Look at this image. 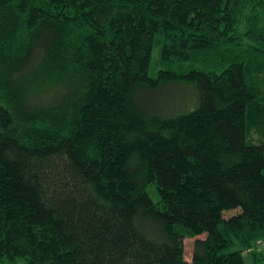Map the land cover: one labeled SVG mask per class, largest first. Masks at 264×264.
Instances as JSON below:
<instances>
[{"label":"trees","instance_id":"1","mask_svg":"<svg viewBox=\"0 0 264 264\" xmlns=\"http://www.w3.org/2000/svg\"><path fill=\"white\" fill-rule=\"evenodd\" d=\"M245 254L264 260V0H0V264Z\"/></svg>","mask_w":264,"mask_h":264},{"label":"rangeland","instance_id":"2","mask_svg":"<svg viewBox=\"0 0 264 264\" xmlns=\"http://www.w3.org/2000/svg\"><path fill=\"white\" fill-rule=\"evenodd\" d=\"M158 52H159V47L155 46V48H153V59H152V69H151V73L153 72V67H154V61L155 59L158 58ZM158 69V66H157ZM179 94L182 96H180V98L182 99L183 97H186L188 95L187 91L181 90L179 92ZM256 140H259V136L258 135H253ZM147 190L149 191V193L151 194L152 198L156 201L158 198L157 192L155 190V188L153 187L152 184H150L147 188ZM232 211H228L227 213H231ZM180 227V226H178ZM204 237V235L202 236ZM193 243H194V239L191 237H187L184 239V256L185 258L188 260L190 259L191 255H192V248H193ZM258 251H260V248L257 249ZM246 257V264H255L254 261L249 257V254H245ZM261 264H264V260L261 261Z\"/></svg>","mask_w":264,"mask_h":264}]
</instances>
